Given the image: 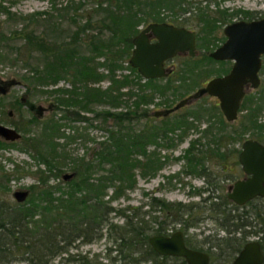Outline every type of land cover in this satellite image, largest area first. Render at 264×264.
<instances>
[{
  "label": "trees",
  "instance_id": "trees-1",
  "mask_svg": "<svg viewBox=\"0 0 264 264\" xmlns=\"http://www.w3.org/2000/svg\"><path fill=\"white\" fill-rule=\"evenodd\" d=\"M93 1L94 12L86 16L83 24L75 25V29L68 33L67 40L59 39V32L55 34L56 39L46 42L33 29H29L24 33L23 44L4 48V51L0 52V57H3V54L14 53V58L18 59L22 48L30 53L41 52L44 66L39 68V63H33L29 67L30 73L25 74L24 77L33 84L55 82L60 78L68 79L73 87L58 89V94L63 95L57 97V102L63 104L64 108H71L70 113L74 119L82 116L80 108L90 109V104L103 98V92L87 85L86 81L89 78L106 76L110 79L111 85L107 89L109 93L106 94L108 104L120 103L118 94L111 93V89L118 90L121 86L134 84L138 90L130 91L129 95L134 97L131 106L118 111L103 110L104 119L112 118L115 125L106 126L109 132L108 139L97 141L99 147L93 149L89 156L73 157L66 151L67 139L73 136L59 132L58 123L53 117L43 120L32 115L30 121L34 125L38 123L40 131L22 137L25 141L24 145L33 150L32 156L37 161V168L32 171L37 179L28 186L29 196L24 201L8 203L6 197L0 195V264H17L16 262L21 260H25L27 264H51L52 259L68 251L75 240L85 243L100 238L104 226L106 235L116 242L114 250L117 256L113 257V262L119 260V264H142L152 260L153 264H166L172 259L176 261L175 264H186L185 260L179 257L158 254L149 244L148 237L154 233H166V227L170 222H179L182 229L186 230V227L198 221V212L203 211H207L209 217L216 219L220 227L226 230L225 236L217 237L219 246L228 247L226 256L220 257V254H216L213 259L216 264H228L235 252L249 240L251 224L248 221V213L227 210V200L225 202L222 197H219V201H215L212 196H206L203 200L210 202L206 207H200L195 203L185 204L152 196L149 205L158 210L160 215L148 219L141 215L138 205L127 204L125 207L117 208L110 204V200L117 198L125 186L134 183L135 168H140L143 175L154 174L160 168L164 163L162 158L168 156L161 157L155 148L174 145L172 135L176 127L181 126L183 130L177 134V138L180 139L193 123L188 121V118L203 120L208 109L198 105L183 118L177 117L161 124L146 119L141 126L136 127L133 120L149 117V110L141 107L140 104L151 101L156 92L163 93L169 88L176 90L185 80L198 83V79L193 80V76L200 75L202 67L213 63V59L205 51L193 56L185 55L183 64L177 69L175 76L168 77L162 84L155 83L158 81L157 78H147L142 81V76L129 63L126 66L133 72V77L124 74L117 78L115 69L123 67V61H128L132 37L138 30L136 25L141 21L162 20L161 16H166L160 15L162 11L169 10L172 19L168 21L184 26H186L184 21L190 20L191 17L195 18L197 48L205 49L216 38L212 33L208 37L207 33L210 29L215 30L238 11L246 18L253 17L255 12L246 9L229 12L226 8L217 6L210 9L209 3L211 1L217 3L218 0ZM203 1L205 2L202 3ZM77 2L76 7L81 6V1ZM0 8L1 11L8 13V17L15 15L4 6ZM186 12L188 16L178 22L175 21L179 13ZM94 14L102 15L97 25L93 24ZM149 16L153 17L149 18ZM33 18H35L34 13L29 16V19ZM86 30L89 33H86ZM80 34H85L88 38ZM97 56L104 58L101 64L105 66L107 73L96 70ZM208 69L204 71L212 70ZM174 78L180 81L176 85ZM256 94L255 96L250 92L245 95L242 107L246 109V113L241 115L236 124L226 121L221 116V111L216 112L217 119H211V115L208 117L207 114L208 124L201 134L206 140L202 142L200 137L195 138L192 140V145L185 149L181 158L184 159L186 167L182 172L207 179L211 174L208 171L209 162L220 166L227 159H231L232 152L238 149H228V143L242 141L245 131H250L254 135L251 137L264 141V123L258 122V113L264 108V87ZM210 108L215 113L218 106L214 104ZM94 112L95 116H98L102 111L94 110ZM239 126H242V129L238 130ZM59 136H64L65 141H57L56 138ZM197 143L200 146H196ZM13 144L15 143L0 139L1 148L17 146ZM151 145L154 148L149 150ZM64 166H68V169L74 172L69 179L62 178L61 172ZM51 177L56 180L52 182ZM107 188H112L113 191L108 199H103ZM197 192L200 193L199 190ZM193 208L197 211L194 212ZM112 212L122 215L124 223L119 225L113 222L110 219ZM146 212L149 210L147 209ZM184 214H186L185 218ZM254 217L260 227L253 230L259 231L261 225L264 227V211H256ZM151 222L154 225L150 224ZM210 239L209 235H205L203 242ZM111 248L109 247L108 251H111ZM78 257L81 258V263H89V259L85 256Z\"/></svg>",
  "mask_w": 264,
  "mask_h": 264
},
{
  "label": "rangeland",
  "instance_id": "rangeland-1",
  "mask_svg": "<svg viewBox=\"0 0 264 264\" xmlns=\"http://www.w3.org/2000/svg\"><path fill=\"white\" fill-rule=\"evenodd\" d=\"M77 1H81V6L76 7ZM203 1L202 3H204ZM4 6L7 10L11 11L15 15L13 17H8L6 12L0 10V52L4 51V48L8 46L18 47L24 43L25 32L29 29H33L40 38H43L44 41L49 42L56 39L55 34L60 32L59 39L67 40L68 33L72 32L75 29V25L83 24L86 16L91 12L93 13L95 3L93 0H0V7ZM226 8L229 12L237 9H246L254 11L255 16L264 17V0H218L211 1L209 3V8L214 9L215 7ZM81 7V8H80ZM1 9V8H0ZM35 14V18L29 19L30 14ZM166 11H162L160 15L162 20L172 19L171 15ZM29 15V16H28ZM145 15V14H144ZM189 14L179 13L177 15L176 22L183 20L185 16ZM21 16V17H20ZM101 14H94L92 19L97 25L100 23ZM153 16H149L152 18ZM148 18V19H149ZM192 18V19H191ZM190 20L184 21L186 26L197 31V25H195V18L191 17ZM246 18L243 13L238 11L231 15L229 19L222 22L215 30H211L207 33L215 35L216 38H212L208 45L209 47L197 48L199 52L205 51L208 52L213 50L216 46L221 44L225 39V34L223 33V27L225 24L231 22L232 20ZM35 19V20H34ZM74 19V20H73ZM76 20V22H74ZM147 21H141L136 25L137 28H140L142 25L146 24ZM95 29V28H92ZM86 33H89L86 30ZM83 37H86L85 34ZM66 38H63V37ZM88 38V37H86ZM211 39V40H212ZM87 41V39H85ZM0 57V78L2 79H14L16 83L12 84L10 90L6 94L0 96V122L5 123L6 125L15 127L20 123L22 129V136L27 134H34L37 131H40V126L33 124L30 119L35 116V113L30 110L29 102L34 104L40 103L45 107H49L43 111L40 116L41 119L46 120L53 117L56 120L59 127V132H64L66 135H72L70 139L68 138L66 151L70 153L73 157H81L83 155L89 156L93 149L98 148L99 144L97 141L107 140L109 137V132L106 130V126L115 125V122L112 118L104 119L103 110L110 109L112 111H118L120 109H125L128 106L132 105L134 97L130 96V91H137L138 88L134 84H128L125 86L119 87L118 90L111 89L110 92L118 94L119 105H113L112 103L108 104L109 93L108 86L111 85V81L108 77L104 76L101 78L93 79L89 78L86 83L89 86L98 88L103 92L102 100L90 104V109L80 108L81 117L73 118L71 115V108H64L63 104L58 103L57 97L62 96L63 94H58V89H70L73 87V84L64 78H60L55 82H49L45 84H33L24 77V75L30 73L29 67L33 63H39L38 67L42 68L44 65V59L41 52H28L24 48L21 49L18 59L14 58V53ZM130 55V54H129ZM186 53H182L170 59L168 65L175 64L177 69L183 64L182 61L185 58ZM197 55V53L195 54ZM47 58V57H46ZM51 58V56H49ZM102 56L96 57V70L100 73H107V69L104 65L101 64L103 61ZM128 60V59H127ZM123 67L115 69V77H121L124 74H130V77H133V72L129 67H127V61H123ZM222 65L218 63L209 64L208 68L212 69L210 71H203L208 73L207 75H201L203 72L200 71V75L196 74L193 76V80L198 79V83L194 84L192 80H185L180 86H177L176 90L169 88L163 93L156 92L154 97L148 103L140 104L141 107L149 110V117H142L140 120H133V123L136 127L141 126V124L146 120H152L155 124L164 123L166 120H173L175 118H183L189 111H192L198 105L207 107L205 111L206 115L203 120H193L191 117L188 118V121H193L192 125L186 131V134L182 138H177V134L181 130V126L176 127L172 135L174 137L175 144L169 147L157 146L158 154L161 157L167 155L168 158L164 159V163L154 174H145L143 175L140 168L134 169V183L131 186H125L123 192L117 198H112L110 204L114 207L120 208L125 207L127 204H133L140 206L141 215L148 218H153L155 215H160L158 210L151 208L149 202L151 197H160L168 201H180L185 204L195 203L201 206L207 205L210 201L203 200V198L208 193L207 189L211 190L212 188L208 183H206L203 176H198L196 174H186L182 172V169L186 167L184 159L181 158L183 152L187 147L192 145V140L200 137L203 142L206 138L202 137V130L208 124V117L211 115V119H217L216 114L220 112L219 107L215 110L210 107L217 103L218 100L212 95H203L202 97L192 99L190 102L176 108L175 110L169 112L166 115H154L153 112L156 109H164L172 107L177 101L182 97L187 96L193 92L199 85L202 84L207 78L219 73V70ZM209 70V69H206ZM198 73V72H197ZM261 81L256 88H252L251 91L255 96L260 88L264 87V57H263V67L260 71ZM142 81L145 78L142 77ZM177 80V79H176ZM175 80V85L180 81ZM165 79H158L155 83L162 84ZM189 81V82H188ZM192 81V84H190ZM79 85V84H77ZM76 86V85H75ZM74 86V87H75ZM77 87V86H76ZM79 88V87H77ZM107 91V92H105ZM129 91V93H127ZM21 95L26 96V102H20L19 97ZM64 95L67 96L66 93ZM16 99L19 101H16ZM79 108L77 105H74ZM127 106V107H126ZM94 110H101L98 116H95ZM8 111H12V114L9 115ZM217 112V113H216ZM246 113V109L242 107V111L239 112L238 117L234 124L237 123V120L240 119L241 115ZM218 115V114H217ZM153 116V117H152ZM220 116V115H219ZM224 119L223 114L221 115ZM226 120V119H225ZM227 121V120H226ZM230 122V121H228ZM258 122L264 123V108L261 109L258 113ZM217 123V121L215 122ZM242 129V126H239ZM25 128V129H23ZM254 136L250 131L243 132V137ZM57 141L64 142V136H59L56 138ZM264 142V141H263ZM13 145L7 148L0 147V195L6 197V201L14 203L16 200L12 196L13 190L16 189H25L29 185L36 182V175L32 172L37 168V161L32 156V149L24 145L25 141L23 137L13 141ZM234 146L240 148L241 141L232 142ZM196 146H200L199 143ZM154 148L153 145L149 146V150ZM211 167H214L212 164H209ZM229 165V164H228ZM41 167H44L43 164H40ZM225 168V169H224ZM223 164L212 169L213 172L219 171L223 173L221 177H218V188L212 189L214 194L225 192L226 185L228 182H232V176L230 171ZM239 169V168H238ZM68 166H64L62 173L69 172ZM239 171H236L235 176L238 175ZM173 175L172 177H169ZM227 178V179H226ZM52 182L56 179L51 177ZM6 187V188H4ZM200 191L198 193L197 191ZM112 188L105 189L103 194V199H108L109 195L112 193ZM29 196V195H28ZM216 198H213V200ZM203 207V208H205ZM202 208V209H203ZM149 212H146V210ZM193 211L196 212L197 209L193 208ZM145 212V213H143ZM207 211L199 213L198 221L186 227V233L191 242L196 246H205L203 239L205 235H209L213 238V241H219L216 238L226 235V230L220 227L218 221L212 217H209ZM111 220L116 224H123L124 217L122 215H117L116 213H111ZM149 216V217H147ZM186 217V214L183 215ZM150 224H153L152 222ZM154 225V224H153ZM181 224L179 222L169 223L166 227V233H170L172 230L181 229ZM103 235L100 238H97L90 242H81L75 240L72 247L68 251H64L58 256L54 257L51 261V264H83L81 263V258L78 256H85L89 259L90 264H119L120 261L117 260L113 262V257L117 254L114 250L116 242L113 239L109 238L106 235L105 226L102 229ZM249 239H254V234H250ZM112 247L111 251H108V248ZM70 254L68 257L67 255ZM117 256V255H116ZM17 264H27L25 260L16 262ZM84 263V264H89ZM175 264V260H168L166 264ZM230 263V262H229ZM142 264H153L152 260L147 262H142Z\"/></svg>",
  "mask_w": 264,
  "mask_h": 264
},
{
  "label": "water",
  "instance_id": "water-1",
  "mask_svg": "<svg viewBox=\"0 0 264 264\" xmlns=\"http://www.w3.org/2000/svg\"><path fill=\"white\" fill-rule=\"evenodd\" d=\"M224 41L208 52L213 58H233L235 61L230 70L222 75L210 77L204 85L199 86L187 96L182 97L172 107L156 109L153 114L166 115L172 110L190 102L203 94L218 98L219 108L227 121L238 116L239 107L244 96V84L252 88L259 84L258 70L261 66V54L264 53V17L232 20L223 27ZM154 36L155 40H150ZM196 31L184 25H175L167 21H150L132 37V48L128 63L135 67L139 74L147 78L162 77L168 74L169 67L164 65L166 59L176 53L193 56L197 53ZM4 84H14V79H1ZM0 84V92H5ZM32 109L40 117L49 107L37 103ZM0 137L15 141L20 139L21 132L12 126L0 123ZM238 160L242 170L248 174L244 179H237L230 186L228 197L238 204L254 197L264 195V142L253 137L241 141ZM73 171L62 173L63 179H69ZM28 189L13 190L16 201H24ZM148 242L160 255L182 256L187 264H211L208 254L185 244L181 229L170 233L149 235ZM263 253L257 239L246 241L239 249L231 264H260Z\"/></svg>",
  "mask_w": 264,
  "mask_h": 264
},
{
  "label": "flooded vegetation",
  "instance_id": "flooded-vegetation-1",
  "mask_svg": "<svg viewBox=\"0 0 264 264\" xmlns=\"http://www.w3.org/2000/svg\"><path fill=\"white\" fill-rule=\"evenodd\" d=\"M251 18H258V16H253V17H251ZM251 18H245V19H251ZM151 21H156V20H151ZM157 21H167V22H170V21H168V20H157ZM148 22H150V21H148ZM147 22V23H148ZM146 23V24H147ZM170 23H173V24H175V25H180V24H177V23H175V22H170ZM145 26V24L144 25H142L140 28H138V30H137V32H139V30L141 29V28H143ZM196 31V30H195ZM226 37V36H225ZM156 38L154 37V36H150V40H155ZM224 41V40H223ZM222 41V42H223ZM221 42V43H222ZM196 45H197V31H196ZM220 45V44H219ZM217 47V46H216ZM202 52V51H201ZM201 52H199V51H197V54L198 53H201ZM205 52H206V50H205ZM209 52V51H208ZM208 52H206L207 53V55H208ZM179 54H182V53H176L174 56H172V57H170V58H168V59H166L165 60V62H164V65L165 66H167V67H169V69H170V71L168 72V74H166L165 76H162V77H155V78H157V79H167L168 77H174L175 76V74H176V71H177V66L175 65V64H171V65H168V61L170 60V59H173L174 57H176L177 55H179ZM211 57V56H210ZM263 57H264V53L263 54H261V66H260V68H259V70H258V76H259V83H260V81H261V78H260V71H261V69H262V67H263ZM212 59H213V63H218V64H220V65H222V69H220L219 70V73H217V74H215V75H213V76H216V75H222V74H225V73H227L229 70H230V68L232 67V65H233V63H234V59L233 58H213V57H211ZM209 66V65H208ZM208 66H203L202 67V72L204 71V70H206V69H208ZM204 74H206L207 75V73H205V72H203L201 75H204ZM212 77V76H211ZM210 78V77H209ZM209 78H207L206 80H204L203 82H202V84L201 85H204L205 84V82L209 79ZM1 79L2 78H0V84H4L3 83V81H1ZM174 80H175V78H174ZM178 80V79H177ZM176 80V81H177ZM179 81V80H178ZM201 85H199V86H201ZM259 85V84H258ZM4 86H5V88H6V91L5 92H0V96H2V95H4V94H6V92H8L9 90H10V87L12 86V84H4ZM198 86V87H199ZM256 88V87H255ZM251 89H252V87L249 85V83L247 82V83H245L244 84V96H243V98H242V101H241V104H240V107H239V111H238V114H239V112L240 111H242V102H243V99H244V97H245V95L246 94H248V93H250V92H252L251 91ZM203 95H207V94H203ZM203 95H201V96H199V97H202ZM209 95V94H208ZM212 96H214V95H212ZM199 97H197V98H199ZM214 97H216V96H214ZM217 98V97H216ZM195 99V98H194ZM26 96L25 95H21L20 97H19V101L22 103V102H24V103H27L26 102ZM217 100H218V98H217ZM16 101H18L17 99H16ZM18 101V102H19ZM218 102H219V100H218ZM29 104V108H30V110L31 111H33L34 112V110L32 109V105L34 104V103H32V102H29L28 103ZM216 105H217V103H215ZM183 106V105H182ZM218 107H219V105H217ZM220 109V108H219ZM173 111V110H172ZM221 111V110H220ZM8 113H9V115H11L12 114V111H8ZM222 113V112H221ZM36 116V115H35ZM38 117V116H37ZM238 117V116H237ZM40 118V117H39ZM237 119V118H236ZM236 119L235 120H233V121H230V122H235L236 121ZM239 120V119H238ZM238 120H237V122H238ZM0 123H2V122H0ZM3 124H5V123H3ZM13 127V126H12ZM15 129H17L18 131L20 130V129H22L21 128V126H20V123L19 124H17L15 127H14ZM20 132V131H19ZM21 136H22V134H21ZM22 138V137H21ZM0 139L1 140H4V141H6V142H13V141H10V140H6V139H4V138H1L0 137ZM228 149H231V150H237L238 149V151H235V152H232V158L231 159H227V161L225 162V163H222L225 167H228L227 169L230 171V175L232 176V182H228L227 183V185H226V190H225V192H223V193H220L219 191L217 192V194H214V191L212 190V189H214V188H218V187H220L219 186V183H218V177H221L222 176V174L223 173H219L218 171V173L216 172H213L212 171V169L215 167V164H217V163H214V162H209V164H212L214 167H211L210 165H208V171L211 173L210 175H208L207 176V179H205V181H206V183H208V181H211V182H209L208 184L210 185V187L212 188L211 190H209V189H207V191H208V193L206 194V196H212L213 198H216V199H214L215 201L216 200H218L219 199V197H222L224 200H225V202H226V200H227V203H226V205H227V210H229V211H239V212H246V213H248V221H249V223L251 224V226H249V230L251 231V233L250 234H254V238L255 239H257L258 241H259V243H260V247H261V250H262V253H263V259H262V261H261V263L260 264H264V227L261 225V229H259V231H254L253 229H257L258 227H260V225H258V223H257V219L254 217V214L256 213V211H264V195L263 196H260V195H255L254 197H252V198H250V199H248V200H246L245 202H243V203H241V204H238V203H236L235 201H233L231 198H229L228 197V192H230V186L233 184V182L235 181V180H237V179H244V178H246L247 176H248V174H246L243 170H242V167H241V164H240V162H239V160H238V153H239V151H240V149H241V146H240V148H238L237 146H234L232 143H228V147H227ZM229 164V165H228ZM239 168V169H238ZM225 169V168H224ZM236 171H239V173H238V175H236L235 176V173H236ZM227 179V178H226ZM214 185H216V186H214ZM26 189H28V188H26ZM29 190V189H28ZM29 194V193H28ZM28 196V195H27ZM205 196V197H206ZM27 198V197H26ZM15 199V198H14ZM4 202H5V200H3ZM219 201V200H218ZM181 230L183 231V233H184V240H185V244L187 245V246H189V247H191V248H194V249H199V250H203V251H205L207 254H208V257H209V262L211 263V264H216V261L213 259L214 257V255H216V254H220V257H224V256H226V251L228 250V247L227 246H225V247H221V246H219L218 245V241L216 242V241H213L214 239L213 238H211L210 240H207V241H205V246H196L195 244H193L192 242H191V240H190V238H188V236H187V233H186V230H184V229H182L181 228ZM218 238H220V237H218ZM218 238H216L217 240H218ZM249 238V237H248ZM239 251V250H238ZM237 251V252H238ZM237 252H235V254L231 257V259L228 261V262H230V263H228V264H231V261L233 260V258L235 257V255L237 254ZM169 256H174V255H169ZM175 257H179V258H181V259H184L182 256H175ZM185 260V259H184ZM186 262V261H185ZM186 264H187V262H186Z\"/></svg>",
  "mask_w": 264,
  "mask_h": 264
}]
</instances>
